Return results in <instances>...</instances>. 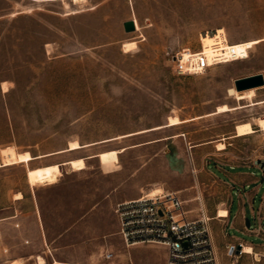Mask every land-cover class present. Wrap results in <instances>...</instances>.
Wrapping results in <instances>:
<instances>
[{"label":"rangeland","instance_id":"rangeland-1","mask_svg":"<svg viewBox=\"0 0 264 264\" xmlns=\"http://www.w3.org/2000/svg\"><path fill=\"white\" fill-rule=\"evenodd\" d=\"M132 20L137 30L126 32L124 23ZM217 29L225 30L231 45L254 42L248 45L253 48L249 58L215 66L202 75H176L172 53L185 48L198 51L200 36ZM261 39L264 0H0V200L7 191L27 196L31 186L57 184L64 176L62 166L72 172L68 162L54 164L60 165L61 176L32 185L28 172L33 169L18 163L20 154L29 152L43 158L47 153L81 150L76 157L89 156L80 159L86 160L85 170L89 166L93 175L103 174L102 170L115 172L128 162L138 167L149 155L159 154L182 174L180 188L190 184L196 167L202 174L197 190L207 201L211 183L208 163L211 171L221 175L206 150L194 147L212 136L220 135L214 141L220 140L236 123L255 118L264 136V103L240 102L229 93L238 78L264 76ZM129 42L137 43L131 52L124 48ZM254 101H264V87L256 89ZM223 105L232 110L212 115ZM171 118L181 123L170 125ZM236 130L237 136L255 133L251 122L237 124ZM263 140L258 134L236 142L232 152L244 156L252 149L263 151ZM72 142H79L80 148L68 151ZM220 144L224 143H218L217 149ZM123 147L130 148L133 156L119 157L127 150ZM88 160L92 161L87 165ZM168 169L163 159H152L140 169V178L170 177ZM127 174L128 170L105 182L69 179V208L65 203L63 207L57 192L45 194L53 203L45 224L53 253L48 264L54 258L55 264L166 260L167 249L160 245L127 248L116 233L114 201L132 185L127 180L120 184ZM87 210L95 211L91 224L58 240L63 229L82 219ZM9 222L0 240V264H25L19 258L31 254L22 250L28 245H21L18 233L28 229L15 228ZM217 234L219 241L223 240L222 227ZM240 237L254 245L264 243L255 235ZM76 246L80 253L72 249ZM227 248L223 245L220 252L216 250L217 264H264V256L256 262L245 254L230 256ZM42 251L39 248L32 253L37 255L36 264L38 257L45 258ZM108 252L114 254L112 259L105 258Z\"/></svg>","mask_w":264,"mask_h":264},{"label":"crops","instance_id":"crops-1","mask_svg":"<svg viewBox=\"0 0 264 264\" xmlns=\"http://www.w3.org/2000/svg\"><path fill=\"white\" fill-rule=\"evenodd\" d=\"M215 113L216 111L212 113V115H217ZM255 119L244 121L252 123V127L255 130V133L253 132V134L251 135L237 136L236 125L244 123L239 122L236 123L227 133H223L224 135H222L223 137L220 140L214 141L215 137H218L220 135L212 136L210 137V141L204 142L200 144V146L197 145L194 147L197 150H206L207 156H210V161L213 164H216V170L221 175L218 176L215 172L210 170L209 162V165L207 167L210 172L211 183L208 187L209 196L207 197V201L203 200L201 192L197 190L202 178L201 170H198L195 167L192 170L193 176L190 177V184L184 188H180L179 183L181 182L182 174H180V171L176 168V166H174L173 163H171L166 157L159 154L149 155L138 167H134L132 163L128 162L127 164H124L123 167H121L120 165L119 169L109 174L104 173L103 170V174H90L88 172L89 166L85 171L70 172L69 167L62 166L64 176L60 178V181L57 184H53L52 186L35 187L30 185L31 192H29L27 196H25L23 192L19 191V193H21L23 196L21 199H15V195L19 194L18 192L13 195L9 191L6 192V197L3 200H0V240L3 239V234H6L7 231V226H5V223L10 221L9 223L11 225H14L15 228L24 226V228H27L28 230H24V232L18 233L21 235V237L18 236V239H21V245H23V243L24 245H28L26 247H23L22 250L30 253L31 255L26 258L19 259L24 260L25 264H36L35 256L37 255H33L32 253L33 251L35 252L36 250H39V248H42V254L48 262V256H53V253L51 249V243L48 242V239L46 237L47 231L45 229V224L47 220L46 216L48 214V207H50L49 204L52 206L53 203L52 201L49 202L45 198V194L49 193L50 191L57 192V198H59V200L63 202V207H65V203L67 204L66 207L69 208L70 200L67 198L69 197V194L68 191H66L69 179H73L74 177L87 180L95 179L96 181L105 182L111 179L114 180L116 176H119L120 174L128 170L127 176L122 178L123 180H121L120 184L127 180L132 182V185L129 188H125L124 190H122L123 193L121 194V197L117 198V200L114 201L115 206L126 201L139 199L141 196L146 194H152L150 191L157 187L162 189V191L159 193H176L184 204V209L186 211L188 219H198L201 217L202 213L207 218H210V232L211 236L213 234L212 239L215 245V249L218 252H220L223 245L228 246L231 244H241L243 247L251 246L256 254L264 256V243L261 245H254L252 243L243 241L240 237L245 234H251L261 238V240L264 242V180L258 166L259 162L261 160H264V150L262 151L261 149H252L251 152L246 153L244 156H237L236 153L232 152V148L234 144H236V142L245 141L250 137H256L258 134H260L264 139L263 134L257 128ZM176 136L175 138H179L183 135L179 137ZM220 142H223L226 145V148L224 150L217 149V145ZM123 148H126L127 150L123 154H119V157L125 154L130 155L131 157L133 156V152L130 148ZM79 151L66 152L56 155L54 154L56 152L47 153L44 155L49 156H45L43 158H38L37 156L32 155L35 158L34 160H32L29 164H21L26 165L28 169H35L54 164L61 165L72 160L74 161V159H87L89 157H76V154H78ZM165 154H167V152H165ZM217 156L227 158L221 160ZM152 159H163L166 164H168L169 169L167 173L170 175V177L154 175L140 178V169ZM92 160H88L87 165L89 161ZM256 171H258L259 173L257 174ZM49 184L50 183H48V185ZM118 187L119 185H117L115 188L117 189ZM109 194H107L106 197H108ZM220 211H226L227 216L220 217ZM94 212V210H87L84 217L78 222L74 223L73 226L71 224H68V226L63 229L64 232L60 234L57 239L65 240L66 238H70L72 233H75L78 227H86L90 225L91 223H89V221L92 220L91 216ZM112 218L114 221L117 220V217L115 218L114 216H112ZM14 220L18 221L14 222ZM116 223V233H118V220ZM253 225L254 227H252ZM220 227L223 228L224 232V237L221 241H219L217 234ZM229 231H233L235 234L231 236L228 233ZM66 247L64 246V248ZM160 247L166 249V247L162 245ZM72 249H75L76 252L79 253L81 251L77 246ZM70 251L72 250L70 249L69 253ZM1 252L2 249L0 246V253ZM54 259L51 264H55ZM137 264H167V253L166 260L163 263L153 261L141 262Z\"/></svg>","mask_w":264,"mask_h":264},{"label":"built area","instance_id":"built-area-1","mask_svg":"<svg viewBox=\"0 0 264 264\" xmlns=\"http://www.w3.org/2000/svg\"><path fill=\"white\" fill-rule=\"evenodd\" d=\"M225 34L210 43V51L209 47L203 46L201 35V48L198 51L185 48L172 53L174 73L178 76L202 75L215 66L249 57L252 48L246 47L238 52L234 45H228ZM258 166L264 180V160ZM114 212L119 225L118 233L127 248L157 244L166 247L167 264H217L210 218L202 213L198 219H188L184 204L176 193L146 194L139 199L117 204ZM227 249L230 256L243 253L241 244L228 245ZM113 257L112 252L105 254L107 260Z\"/></svg>","mask_w":264,"mask_h":264},{"label":"bare ground","instance_id":"bare-ground-1","mask_svg":"<svg viewBox=\"0 0 264 264\" xmlns=\"http://www.w3.org/2000/svg\"><path fill=\"white\" fill-rule=\"evenodd\" d=\"M76 1H83V0H76ZM135 26H137L136 23H135ZM217 30H218L217 32H215V31H213L212 33L208 32V33L201 36V38H202L201 42L203 43V46L209 47L208 48L209 51H210V43L213 42L214 40L219 39V37L221 38V36H223V34H225V30H223V29H217ZM216 35H217V37H216ZM214 37H216V38H214ZM227 40H228V38H227ZM259 41H264V39H261ZM259 41H257V42H259ZM251 43H254V42H251ZM251 43H239L238 42V43L232 44V45L235 46V48L238 52H241V51L245 50L246 47L252 48L251 46H248ZM228 45H230V44H228ZM136 46H137L136 42H129V43L125 44L124 48L126 51L131 52L132 50H134L136 48ZM247 58H249V57H247ZM4 88L6 89V86ZM229 93L231 96H235L236 100H238L240 102L241 101H249L252 103V105H259V104L264 103V101H261V102H255L254 101V97L256 96V89L255 88L245 90V91H241V92L237 91L235 88H231L229 90ZM231 110L232 109L228 105H223V106H220L217 108L216 113L217 114H223V113H227ZM180 123H181V121L178 118H171L170 119V125H178ZM263 132H264V126H263ZM79 148H80L79 142H72L69 144L68 151H75V150H78ZM225 148H226V146L224 144H220L218 147L219 150H224ZM18 158H19L18 163H28V162L33 160V157L29 152H26L24 154H20V156H18ZM85 161H86L85 159H76L74 161L73 160L69 161L68 165L70 166L72 172H79L81 170L86 169V162ZM58 176H61L60 165L47 166V167H43V168L33 169V170H30L28 172V179L32 185H36L38 182L43 181L47 178L53 179V178L58 177ZM150 192L152 194H156V193L161 192V190L160 189H154V190H151ZM21 198H22V196L20 194L15 195V199H21ZM219 216L220 217L227 216V212L226 211H220ZM242 254L252 256L256 262H261L260 255L256 254L253 251V248L251 246H244ZM46 263L47 262H46L45 258H43V257L37 258V264H46Z\"/></svg>","mask_w":264,"mask_h":264},{"label":"water","instance_id":"water-1","mask_svg":"<svg viewBox=\"0 0 264 264\" xmlns=\"http://www.w3.org/2000/svg\"><path fill=\"white\" fill-rule=\"evenodd\" d=\"M124 29L126 32H134L136 30L135 22L133 20L125 22ZM234 87L239 92L264 87V76L262 74H255L253 76L238 78L234 81Z\"/></svg>","mask_w":264,"mask_h":264}]
</instances>
